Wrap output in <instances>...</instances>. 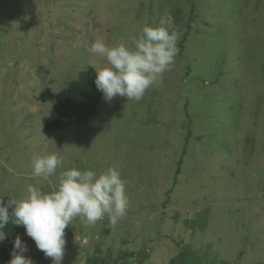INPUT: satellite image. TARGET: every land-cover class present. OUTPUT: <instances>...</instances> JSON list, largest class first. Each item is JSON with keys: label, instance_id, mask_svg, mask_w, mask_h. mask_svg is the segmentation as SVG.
Returning <instances> with one entry per match:
<instances>
[{"label": "rangeland", "instance_id": "1", "mask_svg": "<svg viewBox=\"0 0 264 264\" xmlns=\"http://www.w3.org/2000/svg\"><path fill=\"white\" fill-rule=\"evenodd\" d=\"M88 66L95 114L45 129ZM0 195L50 223L26 264H168L177 239L264 264V0H0Z\"/></svg>", "mask_w": 264, "mask_h": 264}, {"label": "trees", "instance_id": "2", "mask_svg": "<svg viewBox=\"0 0 264 264\" xmlns=\"http://www.w3.org/2000/svg\"><path fill=\"white\" fill-rule=\"evenodd\" d=\"M104 93L105 85L96 69L88 66L81 70L75 79L70 80L56 94L55 104L50 113L42 118L44 128L55 131L73 124L87 123L95 114ZM182 163L183 157L176 164L174 184L182 171ZM170 192L171 190L166 194L169 195ZM162 205L165 207L166 202L164 201ZM49 224L48 218L36 205L20 207L12 196L0 195V233L3 236L0 241V264H26V257L19 255L18 252L23 231L27 227H32L36 232H44L50 229ZM192 242L194 243L193 239ZM174 244L179 248L173 257H169L168 264H204L199 251L193 249L189 243L185 245L186 242L177 239ZM95 258V256L88 258V264H99V259ZM208 260L212 264L218 263V259Z\"/></svg>", "mask_w": 264, "mask_h": 264}, {"label": "bare ground", "instance_id": "3", "mask_svg": "<svg viewBox=\"0 0 264 264\" xmlns=\"http://www.w3.org/2000/svg\"><path fill=\"white\" fill-rule=\"evenodd\" d=\"M86 242V241H85Z\"/></svg>", "mask_w": 264, "mask_h": 264}]
</instances>
